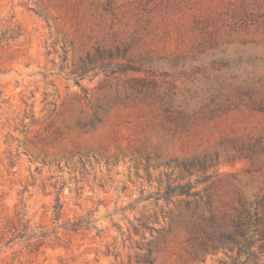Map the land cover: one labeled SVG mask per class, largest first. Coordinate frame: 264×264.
Instances as JSON below:
<instances>
[{
    "label": "rangeland",
    "instance_id": "rangeland-1",
    "mask_svg": "<svg viewBox=\"0 0 264 264\" xmlns=\"http://www.w3.org/2000/svg\"><path fill=\"white\" fill-rule=\"evenodd\" d=\"M248 251L264 264V0H0V264Z\"/></svg>",
    "mask_w": 264,
    "mask_h": 264
},
{
    "label": "trees",
    "instance_id": "trees-1",
    "mask_svg": "<svg viewBox=\"0 0 264 264\" xmlns=\"http://www.w3.org/2000/svg\"><path fill=\"white\" fill-rule=\"evenodd\" d=\"M191 187L192 185L190 183H185V184L176 185L172 187L168 186L167 189L162 193L161 197L167 199L173 195H189ZM60 209H61V204L59 203L58 199H56V203L54 206L56 219H58L60 216ZM94 225H95V220H93L91 216L88 215L87 217L78 218L72 222H68L67 224L58 225V226L62 228H69L72 230H77L82 227H86V228L94 227ZM141 227L149 229V227H147L143 223H141ZM248 244L249 243H244V246H249ZM251 256H253V254L250 251H248L247 258H244V259H241L240 257L235 258L232 260V263L230 264H248V259Z\"/></svg>",
    "mask_w": 264,
    "mask_h": 264
}]
</instances>
